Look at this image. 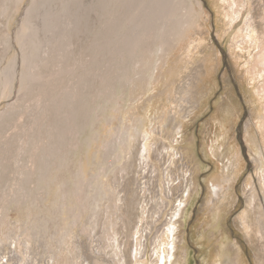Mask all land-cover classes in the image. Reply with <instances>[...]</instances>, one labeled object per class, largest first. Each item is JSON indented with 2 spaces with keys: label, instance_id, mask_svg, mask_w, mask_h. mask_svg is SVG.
<instances>
[{
  "label": "rangeland",
  "instance_id": "374dc122",
  "mask_svg": "<svg viewBox=\"0 0 264 264\" xmlns=\"http://www.w3.org/2000/svg\"><path fill=\"white\" fill-rule=\"evenodd\" d=\"M50 3L73 31L30 83ZM263 20L264 0H0V264H264Z\"/></svg>",
  "mask_w": 264,
  "mask_h": 264
},
{
  "label": "bare ground",
  "instance_id": "6f19581e",
  "mask_svg": "<svg viewBox=\"0 0 264 264\" xmlns=\"http://www.w3.org/2000/svg\"><path fill=\"white\" fill-rule=\"evenodd\" d=\"M71 1H73V0H70V2ZM163 0H156V3H160V2H162ZM74 2H76V1H74ZM94 2V1H93ZM165 3V2H164ZM234 3L235 4H237V0H234ZM51 4V3H50ZM179 4V5H178ZM178 6H180V10H181V2L179 1L178 2ZM69 5V4H68ZM38 6V5H37ZM57 4L55 5V4H51V5H49L48 7H49V9H47V11H46V13L45 14H43V16L41 17V18H38L39 20H48L49 19V22H44V24H41V30L39 29V25L37 26V27H35L36 25H32L33 24V22L31 21V20H29V23H28V26H27V29H29L30 31H31V33L33 34V45H32V47H31V50H32V52H33V54H37V57H33L32 58V62H31V65H30V67H29V70H30V75H29V81H30V83H32V82H37V81H40L41 80V75L37 72V70L39 69V65L38 64H36V63H33V62H36V61H38V60H43V64L45 63V59L47 58L45 55L46 54H43L41 57L39 56L40 55V53H42V52H40L39 50H38V47H41L42 45H44L45 44V37L47 36V34H52V33H54L55 31H56V27H58L59 28V30L61 31V35L65 38V37H67L68 35H70V33L73 31L72 29H71V27H72V25L74 24L73 23V21H74V19L75 18H72V17H70L69 15H70V13H72L71 12V10L70 9H68V10H66L67 9V7L68 6H59V8H57ZM74 6V5H73ZM234 6V5H233ZM10 7V6H9ZM36 7V6H35ZM5 8V10H4V12L6 11V8H7V6L6 7H4ZM53 8H55V10H53ZM162 8V7H161ZM161 8H159V9H161ZM43 9H45V6H44V8ZM109 9L111 10V8L109 7ZM158 9V10H159ZM31 10V9H30ZM30 10H29V12H30ZM110 10L108 11V13L110 12ZM182 10H185L184 8L182 9ZM187 10V9H186ZM7 12V11H6ZM36 12V11H35ZM31 13V12H30ZM37 13V12H36ZM75 13V12H74ZM181 13V12H180ZM39 14H41V13H39ZM175 14H179V10H177L176 11V13H174V15ZM32 15V14H31ZM176 15V16H177ZM91 17V16H90ZM57 21H58V24H57ZM32 22V24H30ZM37 22V21H36ZM35 22V23H36ZM39 22V21H38ZM50 22L52 23V24H50ZM64 22H67V24L64 26ZM263 22H264V20H263ZM188 23H189V21H188ZM39 24V23H38ZM173 24H174V22H173ZM53 25H54V27H53ZM75 26V25H74ZM20 29V28H19ZM26 28H25V30L24 31H26L27 30ZM49 29H52L50 32H46L45 34L43 33L42 34V32L44 31V30H49ZM74 29V28H73ZM41 32V34L39 33V32ZM34 32V33H33ZM145 35H148L146 32L144 33ZM143 34V35H144ZM54 36H56V34L54 35ZM148 36H150L151 37V35H148ZM44 38V39H43ZM65 40V39H64ZM140 40V39H139ZM139 40H137V41H139ZM56 42V41H55ZM44 43V44H43ZM48 47V49H50V47L49 46H47ZM3 48H4V46H3ZM45 49V48H44ZM53 50V49H52ZM50 51H51V49H50ZM28 52V51H27ZM52 55V54H51ZM50 56V55H49ZM258 60H259V62H260V64H262V66L264 67V48H263V46H261V50H260V53H259V55H258ZM193 72V71H192ZM59 74V73H58ZM65 75V74H64ZM11 76V75H10ZM199 76V75H198ZM193 78V77H192ZM201 78V77H200ZM50 79L52 80H54V79H60V78H58V76H55V77H50ZM196 79H197V77H196ZM191 82V81H190ZM190 85V84H189ZM18 101V100H17ZM9 104V103H8ZM8 113V112H7ZM13 113V112H12ZM227 113V112H226ZM11 115V114H10ZM8 116V115H7ZM6 117V116H5ZM12 118V117H11ZM9 129V128H8ZM31 131L33 130V129H30ZM23 172V171H22ZM0 222L1 223H4V219L2 218V219H0ZM158 222V221H157ZM12 259V258H11Z\"/></svg>",
  "mask_w": 264,
  "mask_h": 264
}]
</instances>
